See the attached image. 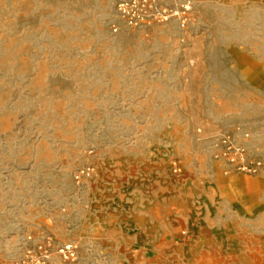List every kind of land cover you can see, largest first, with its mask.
<instances>
[{
	"label": "rangeland",
	"instance_id": "rangeland-1",
	"mask_svg": "<svg viewBox=\"0 0 264 264\" xmlns=\"http://www.w3.org/2000/svg\"><path fill=\"white\" fill-rule=\"evenodd\" d=\"M189 1L0 0V264L264 262V172L216 146L264 160V0Z\"/></svg>",
	"mask_w": 264,
	"mask_h": 264
},
{
	"label": "built area",
	"instance_id": "built-area-1",
	"mask_svg": "<svg viewBox=\"0 0 264 264\" xmlns=\"http://www.w3.org/2000/svg\"><path fill=\"white\" fill-rule=\"evenodd\" d=\"M169 0H118L117 16L131 29H140L154 24H165L174 17H180L182 26H186V14L189 11V3L181 7L182 12L173 9ZM117 28H115L116 30ZM249 135H243L238 139L234 135L224 134L217 138L216 146L218 158H221L232 170L249 175H256L264 172V160L250 155L247 147L239 140H248ZM174 172H181L180 166L173 164ZM95 174V168L88 166L78 170L74 176L77 183L90 179ZM60 254L65 263L71 262L76 257V249L73 245H65L61 248Z\"/></svg>",
	"mask_w": 264,
	"mask_h": 264
},
{
	"label": "bare ground",
	"instance_id": "bare-ground-1",
	"mask_svg": "<svg viewBox=\"0 0 264 264\" xmlns=\"http://www.w3.org/2000/svg\"><path fill=\"white\" fill-rule=\"evenodd\" d=\"M241 181H242L241 182L242 186H241V189H239V190L241 191V193L242 192L245 193L246 189L250 186L249 185V180L248 179H242ZM232 182H233V184H237L238 183L237 181H234V180H232ZM254 259L259 261L258 260L259 259L258 255H254ZM262 264H264V262Z\"/></svg>",
	"mask_w": 264,
	"mask_h": 264
}]
</instances>
